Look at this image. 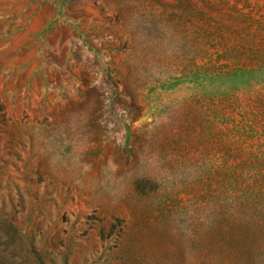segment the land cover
I'll return each instance as SVG.
<instances>
[{
  "label": "rangeland",
  "instance_id": "374dc122",
  "mask_svg": "<svg viewBox=\"0 0 264 264\" xmlns=\"http://www.w3.org/2000/svg\"><path fill=\"white\" fill-rule=\"evenodd\" d=\"M0 264H264V0H0Z\"/></svg>",
  "mask_w": 264,
  "mask_h": 264
}]
</instances>
